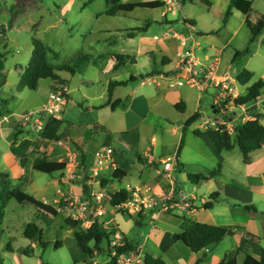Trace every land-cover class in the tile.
<instances>
[{
  "label": "crops",
  "instance_id": "1",
  "mask_svg": "<svg viewBox=\"0 0 264 264\" xmlns=\"http://www.w3.org/2000/svg\"><path fill=\"white\" fill-rule=\"evenodd\" d=\"M148 1L165 2L164 7L145 9L154 12L160 11L159 15L143 20L141 27L114 29L116 32L105 31L107 35L105 40L110 45L123 40L126 46L110 53L86 56L78 54L76 56L79 61H87L89 64L100 68L108 82L103 94L98 97L92 96L89 93L91 88L86 84L71 89V83L63 81L61 77L59 82L51 80L47 101L56 83H64L69 89L67 105L59 116V119L64 121L61 132L68 130L69 137L59 142L41 139L37 143L38 145L46 146V142L50 144L45 148L47 150L46 159L39 160L65 161L68 164L65 172L52 175L51 180L41 186L40 189L44 195L40 199L33 197L51 205L68 193L84 201H91V192L93 190L98 192L99 190L96 186L86 187L85 179L90 176L96 151L102 146H112L111 143L115 144L112 147L115 150L117 167L124 166L126 168L128 171L127 178L131 176L136 185L151 186L159 194L170 189L167 178L162 174V166L159 165L161 160L176 156L178 166L176 167L175 178L178 171L181 170L189 181L188 174H210L209 170L202 171L190 168L189 162L209 160L214 157L216 160L213 164H216L217 170L212 172H215V176L208 182L195 185L194 188V190L199 191L203 187L202 184H218L219 197L211 210H205L202 206L210 200L212 194L205 195L201 199H198L196 195L188 197L185 190H181L175 183L176 195L180 196L179 201L189 202L191 207L188 210L177 209V214H175L176 209L172 212L161 213L157 220L163 227L159 232L151 230L142 243H135L126 222L122 226L117 221L116 215L119 212L110 205L111 199L108 201L109 209H105V216L99 221L117 227L129 244L139 251L144 258L146 255H151L163 259L166 264L169 261L172 264H179L182 260H186L189 264H221L234 259L237 264H243L247 254L253 255L261 264H264V139L259 145L254 142L248 143V146L256 149L250 154V163L244 162V156L238 146L227 151L221 141V133L214 132L215 134L212 136V130H206V147L195 151L192 156L183 157L185 149L181 152V148L184 141L181 142L179 151L176 149L167 153L159 152L156 137L152 138L155 141L151 147L143 149V153H138L143 131L147 129L161 130L178 137L179 144L186 128H191L196 121L192 125L186 126L182 118L177 121L176 115L186 116L185 122H187L199 114L197 121L201 120L205 92H200L197 88L188 85L177 86L175 84L179 60L187 53L192 52L199 62L206 64L218 59L217 75H228L240 96L245 95L253 84L260 80L264 81V31L251 45L249 55L235 59L237 51L242 52L249 46L251 34L246 22L249 20L255 24L259 17L264 15V0H251L253 12L249 15H245L236 9L232 10L229 20L225 24L224 18L230 9L232 0H208L209 5L199 0H127L124 3ZM137 10L139 9L131 13L121 12L118 14H133ZM116 55L124 57L116 59L114 57ZM102 61H106V67L101 63ZM73 68L75 72L70 74L73 79H76L79 71L76 67ZM243 70L253 73L252 80L244 86L237 80L238 75ZM110 72L116 76L122 72L127 74H122L125 79H119L120 75L115 80H111L107 76ZM48 80H41L37 90L40 89L44 81ZM129 80L127 86H122H133L129 94L123 92L117 95L122 87L116 88L113 92L112 102L121 99L123 104L115 110L110 105H106L109 100V83L111 81ZM214 96L215 106L220 92L215 90ZM98 100H102L101 103ZM178 104H184L181 106V111L175 107ZM237 110L240 113H237ZM246 110L251 115L256 116L254 120L258 119L264 126V109L252 104L247 105ZM236 114L240 116L242 111L236 109ZM237 116H235L234 121H236ZM240 120L235 122L236 126L239 122V124L247 122ZM18 133V130H13V135H18ZM201 133L200 130L197 131L198 135ZM30 134L24 138L27 151L28 149L31 150L37 141L38 133L35 134L31 131ZM230 136L235 141L236 133H232ZM77 148L84 155L86 169L79 163ZM73 152H77V164H69V158L73 156ZM138 156L144 162L139 161ZM220 159L222 163H220ZM39 160L31 162L30 158L29 163L31 162L32 168ZM147 162H151L153 165H149ZM234 162H237V165L233 167ZM19 163L21 171L16 177L19 181L17 189H22L27 193L26 187L33 185L34 180L28 176L29 163L25 169L24 164L21 161ZM136 164L139 165V168L134 170ZM70 170L72 171V178L68 177ZM4 171L8 173L7 170ZM151 171H154L155 175ZM112 174L111 170H107L101 185L106 197L110 196L111 198L115 192L124 188L116 187V183L119 182L112 181ZM8 175L12 182L11 175L9 173ZM108 182L114 185L115 191L113 193L107 186ZM84 186L85 189H83ZM49 201H53V203ZM247 207L250 209L248 210ZM148 218L143 217L137 224L143 225L145 219ZM184 219L215 226L231 227L235 233L225 238L222 243L195 254L182 242L173 239L175 234L183 232ZM221 219L222 221H219ZM166 234L169 235L170 239L167 247L164 245ZM243 238L250 240L254 245L240 250V243ZM32 244L34 247L36 246L35 242ZM103 251L101 247L95 256ZM107 254L108 261L104 264H108L110 261L109 248ZM90 260V264H99L93 258ZM200 260H202L201 263H199ZM140 264H145V262Z\"/></svg>",
  "mask_w": 264,
  "mask_h": 264
},
{
  "label": "rangeland",
  "instance_id": "2",
  "mask_svg": "<svg viewBox=\"0 0 264 264\" xmlns=\"http://www.w3.org/2000/svg\"><path fill=\"white\" fill-rule=\"evenodd\" d=\"M110 7L106 0H0V174L4 170L8 171L14 189H17L19 185L16 177L21 171L20 157L27 152L30 154L31 162L42 158L46 159L47 150L45 148L50 144L46 142V146L38 145L37 143L41 140L40 134L34 132L30 127L22 125L26 116L41 110L46 104L52 82L51 80L44 81L40 89L36 91L19 89L21 74L32 59L34 40L39 39L49 50L47 54L49 65L58 69L64 66L77 68L79 74L76 79H73L68 72H59L63 81L71 83V89L86 84L91 88L89 93L98 97L106 90L107 78L100 68L89 64L87 61H79L76 56L78 54L84 56L98 55L121 49L126 46V43L120 40L110 45L105 40L107 38L106 30L116 32L114 29L141 27L143 20L151 19L160 14V11L139 9L133 14H118L116 17H109L106 13ZM179 21L182 22L180 19ZM101 63L106 67V61ZM122 74L126 75L127 73L122 72L116 76L110 72L107 76L111 80H115L120 75L119 79H125ZM4 83L5 85L2 87L1 84ZM132 87L130 85L120 88L117 95L123 92L129 94ZM214 92L215 89L212 87L204 93L201 120L196 121L191 128H186L179 144L178 137L161 130L147 129L143 131L138 153H143V149L151 147L153 137H156L158 151L162 153L176 149L179 151L182 141L184 143L181 152L185 149L183 157L192 156L195 151L205 148L206 130L201 129L200 125L204 120L222 118V114L214 112ZM101 101L98 100L99 103ZM263 103L260 101L255 105L264 109ZM237 113L240 111L237 110ZM176 118L177 121L182 118L183 123L186 124V116L176 115ZM13 130H18V135H13ZM198 130L202 132L200 135L197 134ZM31 131L37 134V141L31 150L28 149L27 151L24 138L30 136ZM212 131L211 135L214 136V132L217 131ZM110 145L114 146L115 144L111 143ZM215 160L214 157H211L209 160H194L188 164L190 168L202 171L209 170L211 173L217 170L216 164H213ZM219 161L222 163L221 159ZM31 162L28 165V176L34 180V184L27 186L26 191L40 199L44 195L40 188L45 182L51 180L52 175L33 170ZM234 165H237V162L233 163V167ZM137 168H139L138 164L133 169L136 170ZM151 172L155 175L154 171ZM175 183L181 190H185L188 197L196 195L198 199L218 191L217 183L202 184L203 187L199 191L194 190L195 185L186 179L181 170L177 173ZM127 184L136 185V182L134 178L129 176L122 183H116V187H126ZM87 186L89 185L87 184ZM107 186L112 191L111 193L115 191L113 183L108 182ZM96 187L98 188V186ZM64 196L72 197L75 195L68 193ZM178 197L177 194L176 201ZM110 199L111 197L107 196L103 201L104 209H109L108 201ZM49 202L53 203V201ZM177 213L178 210L176 209L175 214ZM67 217L68 213H61L57 217L46 215L31 203L21 205L15 199H10L4 210V217L0 221L2 264H90L91 260L88 255L77 246L74 237L75 230L65 223ZM143 217L149 218L145 219L143 225L139 226L136 219L125 217L122 213L116 215L117 221L122 226L125 225V222L127 223L135 243L138 244L144 241L145 236L151 230L159 232L163 227L157 219L150 223L152 221L150 214H144ZM29 223H35L43 232L45 247L38 242H35L36 246L34 247L32 241L25 238L24 229ZM165 236L164 245L167 247L170 239L168 234ZM58 242L62 244L59 249L56 248ZM9 245L13 249L12 252L8 250ZM101 247L104 251L98 256H94L93 260L99 264H104L108 261V245L103 243ZM25 250L29 252V255H25ZM168 264H172V262L169 261ZM179 264L189 263L182 260Z\"/></svg>",
  "mask_w": 264,
  "mask_h": 264
},
{
  "label": "trees",
  "instance_id": "3",
  "mask_svg": "<svg viewBox=\"0 0 264 264\" xmlns=\"http://www.w3.org/2000/svg\"><path fill=\"white\" fill-rule=\"evenodd\" d=\"M200 2L209 5L208 0H199ZM108 5H110L109 11L106 13L109 17H114L118 13L125 12L131 13L136 9H158L165 6L163 1H148V2H136V3H124L122 0H106ZM253 2L251 0H232L229 11L226 13L224 18V24L228 22L232 10L236 9L245 15H249L253 12ZM248 29L250 30L251 38L249 46L246 50L235 53V59L250 54V47L256 41L257 37L260 36L264 31V15H261L255 24H252L249 20L246 22ZM136 31V30H134ZM48 49L43 45L39 39L34 40V51L32 54L31 62L26 67L25 71L21 74L19 89H28L30 91H36L39 87L41 80H52L54 82H59L60 76L59 72L74 73L75 69L73 67L64 66L63 68H54L49 65L47 61ZM58 56V54H55ZM116 59H121L124 56L116 55ZM144 78V76H142ZM253 78V73L248 70H243L237 77L238 82L241 85H247ZM134 80V79H132ZM129 81H111L108 86L109 100L106 105H110L112 109L118 108L123 104V100L118 99L112 102L113 92L116 88L127 86ZM2 87L5 85L1 84ZM264 95V81L260 80L257 83L249 87L245 95H241L235 100V104L239 105H252L256 104L259 99ZM184 104L176 105V109L181 111V106ZM199 118V114H196L193 118L186 122V126L192 125ZM64 121L59 118H50L43 132L40 133V138L46 141L59 142L63 139L69 137V131L65 130L61 132V128ZM236 139L232 140V137L227 131L221 133V141L224 148L227 151L233 150L238 146L244 156V162L250 163L251 152L255 151V148L248 146V143L254 142L260 144L264 139V126L257 120H249L246 123L238 124L235 128ZM17 134H15L16 136ZM79 154V163L85 168L84 155L77 148ZM30 160L29 154H24L20 157V161L24 164V169L28 165ZM138 160L144 162L140 156ZM67 162L62 161H45L39 160L34 164L33 170L47 174L54 175L57 173L65 172L67 169ZM149 165H153L151 162H147ZM86 169V168H85ZM220 169V167H219ZM218 169V170H219ZM27 171V170H26ZM128 176V171L124 166H118L117 169L112 174V181H117L121 183ZM215 176V172L209 175L205 174H188L187 177L189 181L198 185L201 182H208ZM88 180L86 177L85 182ZM106 181V180H105ZM103 181V183L105 182ZM107 182V181H106ZM105 182V183H106ZM86 187H88L85 184ZM85 186L83 189H85ZM129 194L122 188L115 192L110 200V205L116 208L119 213L127 216L130 219H136L139 223L143 219V214L139 216H131L126 214L124 211L120 210L119 207L124 203ZM219 193H214L210 196V200L206 202L202 207L205 210H211L214 203L218 200ZM10 199H15L19 204L24 205L26 203H31L37 207L40 211L47 215L57 217L60 213L57 211L56 207L51 204L44 203L32 195L27 194L22 189H14L12 182L9 179L7 172L0 174V221L4 217V210L8 205ZM249 210L250 207H247ZM150 218L153 212L149 213ZM152 219V218H151ZM65 223L75 230L74 237L78 248L92 259L97 252L100 251L101 245L107 243L108 248L110 244V234L104 229L103 224L95 222L89 229L82 230L80 224L71 218H66ZM183 232L180 234H175L173 239L177 242H182L192 253L198 254L205 249L214 247L224 241L225 238L234 235L235 231L231 227H221L205 223H200L196 221H191L184 219L182 224ZM25 238L32 242H38L41 246L45 247L46 243L43 242V233L35 223H29L24 229ZM126 240V239H125ZM254 245L250 240L243 238L240 243V250H244L248 246ZM62 247L61 242H58L56 248ZM8 250L12 252L11 245L8 246ZM129 251H136L129 242L126 240V246L120 249V253H125ZM25 255H29L27 250L24 251ZM110 257V255H109ZM145 264H166L161 258L153 257L151 255H146ZM202 260L199 261L201 263ZM0 264H2V259L0 257ZM221 264H237L236 260H231L229 262H222ZM243 264H261V262L256 259L253 255L247 254Z\"/></svg>",
  "mask_w": 264,
  "mask_h": 264
},
{
  "label": "built area",
  "instance_id": "4",
  "mask_svg": "<svg viewBox=\"0 0 264 264\" xmlns=\"http://www.w3.org/2000/svg\"><path fill=\"white\" fill-rule=\"evenodd\" d=\"M218 59L211 63L199 62L192 52L186 54L179 60L178 72L175 76V84L177 86H191L197 88L200 92H207L208 89L214 88L220 92V96L216 99L214 112L222 114L221 119L204 120L200 125L203 130H215L219 133L227 131L229 135L235 133L238 119L241 122L254 120L256 116L247 112V105L237 106L234 102L240 95L233 87L228 75L218 76ZM173 86V85H172ZM69 99V89L64 83H56L49 95L47 103L41 110L31 113L24 118L22 125L30 127L34 132L40 134L44 131L50 118H59L67 105ZM260 101L264 102L262 96ZM264 106V103H263ZM236 109L242 111V115L237 116ZM236 117V121L235 120ZM240 123V122H239ZM237 123V125L239 124ZM155 141L154 139L152 142ZM77 152H73V156L69 158V164H77ZM79 156V154H78ZM162 166V174L167 178L170 189L162 194L155 192L154 188L147 185H130L127 184L124 189L128 192L127 200L119 207L120 210L131 216H139L141 214L151 215L152 221H156L161 213L172 212L175 209L188 210L191 205L189 202H181L180 196L176 201L175 190V171L178 166L176 156H170L160 161ZM117 169V161L115 150L112 146H102L95 153L93 166L91 167L90 176L87 184L91 187L98 186V192H91V201H84L76 196H62L54 202L57 211L68 213V217L80 224L82 230L89 229L95 222L101 223L100 218L105 216L103 201L106 198L101 185L104 174L107 170L113 173ZM71 170L68 177L72 178ZM119 191V190H118ZM67 217V218H68ZM104 229L110 234L108 264H140L145 258L139 251H129L120 253V249L126 246L125 237L117 227H113L107 223H101Z\"/></svg>",
  "mask_w": 264,
  "mask_h": 264
}]
</instances>
